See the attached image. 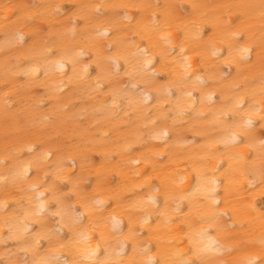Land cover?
Instances as JSON below:
<instances>
[{
  "label": "snow or ice",
  "instance_id": "6c2138e0",
  "mask_svg": "<svg viewBox=\"0 0 264 264\" xmlns=\"http://www.w3.org/2000/svg\"><path fill=\"white\" fill-rule=\"evenodd\" d=\"M172 7L158 3L76 4L73 5L75 11L69 9L72 13L71 26L61 32L56 18L67 13L62 11L63 6L59 3L18 4L6 0L0 4L4 54L7 55L8 48L14 43L26 49L22 58L17 57L16 67L19 71L13 75L28 77L29 85L36 82L49 89L50 94L62 95L65 90H70L66 88L64 79L50 84V78L54 74L67 76L68 84L78 87L81 81L88 78L90 67H80L81 58L94 53L89 56L90 63L97 68L92 91H103L107 87L109 91L106 95L111 99L110 107L113 110L118 107L119 99L121 103L127 101L133 114H143L144 105L149 99H155V106L159 108L161 101L172 103L173 90L179 93L174 109L169 110L173 115L169 117L168 113L162 112L164 119L171 118L173 129L153 131L151 134V139L163 141V148L150 151L142 157V161H131L137 168V178L144 177L143 183L148 185L151 192L147 198L132 202V207L138 210L135 224L140 231L135 230L132 215L128 217V230L124 231L118 195L111 197L117 207L109 211L108 198L100 193L112 170L103 163L95 172L96 183L91 185L92 192L88 193L82 187L89 183L85 175V162L97 145L102 146L101 141L110 133L105 132L99 140L82 134L80 143L73 141L74 147L71 149L59 144L60 136L57 134L55 138L41 141L38 146L29 143L16 148L12 158L19 163L12 165L10 175L0 176L6 192L7 186L11 185L24 193L15 198L14 204L9 203L7 196L0 200V212H3L0 243L16 241L20 251L31 253L33 257L31 261L13 259L8 255L11 250L6 248L0 264H264V39L259 44L260 87L256 89L251 85L257 82V77L240 80L244 72L256 68V62L251 61V53L256 49L245 40L250 29L237 26L224 39L217 37L216 25L213 24L212 35L205 37L204 26L210 22L206 19L207 14L200 11L205 5L192 4V12L187 13L188 18L182 23H176ZM221 7L243 10L258 7L260 19L264 21V0L258 6L234 4ZM115 9L124 10L119 20L127 21L126 25L121 26L112 19ZM131 9H136L140 17L135 24L132 23L134 16L130 14ZM241 15H246V12ZM100 19L104 23L97 24L92 31L93 21ZM78 23L83 27L77 28ZM65 37L71 39L66 40ZM77 37H82V41L78 42ZM101 39L108 41L106 46L99 44ZM241 40L245 42L240 43ZM77 47L79 50H76ZM208 51L217 62L229 67L236 65L237 75L232 84L234 95L226 98L221 92L219 99L214 100L215 92L209 90L215 81L228 80L231 73L221 71L218 76L200 75L197 74L198 69H193V57L188 53H194L205 63ZM169 58H172L171 63ZM241 64L246 65L243 70ZM24 65L30 67L25 70ZM69 65L71 75L66 71ZM122 67L125 75L142 81L145 88L155 95L149 97L147 91L127 93L114 87V78ZM158 71L167 74L163 83L157 79ZM207 71L211 72V69ZM9 86L5 80L4 87ZM8 99L6 92V105ZM209 104L216 106L214 109L208 108L212 116V133L197 131L195 126L190 129L194 136H201L205 141L200 145L203 155L187 157L191 172L195 174V184L186 190L182 187L184 177L179 182L171 183L164 177H158L163 187L152 190L151 176L139 171L141 162L146 166L151 165L155 171L159 159L165 154L172 158L170 141L174 138L177 144H194L195 140L183 141L174 128L185 116L189 117V123L206 120L204 109ZM64 110H69L68 105L64 106ZM111 115L113 119L119 118L117 111H112ZM127 118L131 120V116ZM55 122L49 116H44L41 124L46 129ZM152 123L155 125V121ZM141 140L142 136H138L134 141H126L101 155L105 161L114 158L112 152L123 156L133 151V143H140ZM45 144L52 147H45ZM25 151L28 159L22 160L21 154ZM78 160L79 172L73 171ZM33 168L36 175L30 176V169ZM257 181L259 190L250 196L247 210L257 214L251 217L249 223L260 222L259 234L239 247L233 243L239 238L228 234L235 227L233 216L236 209L233 208V216H229L227 201L221 207L217 190L223 184L226 195L237 194L245 182L249 187H256ZM161 196L162 207L158 204ZM257 197H260V208L256 207ZM153 215H156L158 224L169 229V235L178 220L185 225L180 228L184 238L179 242L185 247L181 248L177 243L175 252L171 254L158 247L157 255L160 258H154L152 248L142 241L145 227L148 229V243L154 235L150 223ZM225 217L233 222L228 223ZM33 224L39 226L38 230H32ZM240 226L244 227V224ZM4 229H7V235ZM42 242L46 243V247ZM170 243H176L175 238ZM129 246L131 255L127 250ZM237 252H243V255L231 261L222 259ZM137 256L144 259L138 261Z\"/></svg>",
  "mask_w": 264,
  "mask_h": 264
},
{
  "label": "bare ground",
  "instance_id": "6f19581e",
  "mask_svg": "<svg viewBox=\"0 0 264 264\" xmlns=\"http://www.w3.org/2000/svg\"><path fill=\"white\" fill-rule=\"evenodd\" d=\"M6 2V0H0V4ZM12 2L18 4H55L59 3L63 6L62 11L67 13L66 15L57 16V23L60 25L59 31H63L65 27H70V21L72 13L69 9H73V5L76 4H87V3H98V4H121V3H152L161 5L173 6L171 11L176 18V23H182L187 17V13L192 12V4L205 5L206 7L200 9L201 12L206 13V19L210 21L204 26L205 37L212 35L213 24L216 25L215 32L218 38L227 39L228 34L235 31L237 26L250 29L249 35L245 37L247 43L256 49L251 53V61L256 62V68L252 71H246L240 80L244 77L251 79L257 77V82L252 84L251 87L259 89L260 83L258 79L259 60L258 53L260 51L259 44L261 39H264V32H262V24L264 21L260 19V10L258 7L247 10L243 9H225L222 5H256L261 3V0H12ZM115 15L112 19L120 23L121 26L126 25L127 21H120L119 17L123 15V9L113 10ZM130 14L134 16L132 23L135 24L140 19L136 9L129 10ZM242 12H246V15H241ZM159 14V10H158ZM238 17H240L238 19ZM243 21V23H242ZM104 23L103 19L93 21L92 31L95 30L97 24ZM104 26H108L105 24ZM23 27V26H20ZM82 24H77V28H82ZM27 31V29H24ZM114 30V29H110ZM123 35V33H121ZM182 38V33L180 34ZM66 40H70L71 37H65ZM111 39V37H109ZM245 40H241L240 43H244ZM77 41H82V37H77ZM107 40L101 39L99 44L106 46ZM82 46V45H81ZM141 46H144L142 44ZM4 41H3V25L0 24V176L10 175L12 165L19 163L14 160V150L26 144L39 145L41 141H46L48 138H55L57 134L60 136L59 144L68 149L74 147L73 141L80 143V136L86 134L89 138L99 140L104 137L105 132H109L110 135L105 137L101 141V145H97L96 150L90 153V159L85 162V175L88 176L89 183L82 185L86 192L91 193L92 187L96 183L95 172L100 168L103 163L106 168L112 170L108 179L104 183V188L101 191V195L108 198L110 205L109 211L112 208H116L117 204L114 203L111 197L118 195L120 197L119 209L123 213V224L124 231L127 232L128 228V217L133 216L135 230L140 231L141 229L135 224L137 217L135 213L138 211L132 207V202L136 199L147 198L151 194L147 184L143 183L144 177L137 178V168L131 163L132 160H141L144 155L150 153V151H160L163 148V141L151 139L153 131H164L173 129L171 118L164 119L162 112L168 113L169 117L173 115L170 109H174L176 97L179 95L173 90V96L171 97L172 103L160 102V107L157 108L155 105L157 101L155 99H149L144 105L143 114L132 113V109L128 107L127 101L123 103L117 99L118 107L112 109L111 99L106 95L109 91L107 87H104L103 91H92L95 86V78L97 76V68L95 64L90 63L89 56L94 53H88L81 58L80 67L83 65H90L88 69L89 76L86 80L81 81L78 87H73L68 84L67 76L61 77L59 74H54L48 83L58 82L59 79H64L65 86L67 89L62 95L50 94V90L41 87L38 83L32 82L29 85V78L26 76L17 77L13 75L19 71L16 67L18 61L17 57H23L26 49L21 47L20 44H12L7 51V55L4 54ZM76 50H79L77 47ZM179 50L177 49V52ZM189 55L193 57V69L197 70L200 75H214L218 76L222 71L224 73H231L228 80H217L212 84L210 91H214L215 95L213 99H219L220 93L223 92L224 96L230 97L235 93L232 90L233 79L236 77V65L233 64L231 67L224 65L215 60L211 56L210 51L206 53V61L202 63L200 58L194 53L189 52ZM172 58H169L171 63ZM26 70L29 65H24ZM246 65L241 64L243 70ZM211 69V72L207 70ZM159 70V65H157ZM68 75H71V66L66 67ZM43 78L42 73L40 74ZM114 87L124 89L127 93L147 91L149 97L155 95L150 89H146L142 81L132 79L128 75L124 74L123 67L121 72L114 78ZM160 83H163L167 79L165 72L158 71V77ZM9 82V88L4 87V82ZM136 88L133 89V85ZM57 93L59 90H55ZM8 93V102L5 104V93ZM68 105L69 110L65 111L64 106ZM213 109L216 106L211 104L204 109V115L207 117L206 120L192 121L189 123V117L185 116L182 121H178L174 130L178 134V137H182L183 141H193L194 144L182 143L177 144L175 138L170 141L172 158L169 159L167 154L157 163L156 170L153 171L151 165H145L141 162L139 171L144 172L146 175H150L152 178V190L157 187H163L161 180L158 177H164L169 183L171 181L179 182L181 177H184L182 187L186 190H190L195 184V174L191 172L189 163H187L188 155H203L200 150V145L204 144L205 141L201 136H194L190 130L192 126H195L197 131L211 134L213 131V125L211 123L212 116L209 114L208 108ZM123 108L124 111H120ZM55 109V112H53ZM7 110V111H6ZM112 111L119 112V118H112ZM44 116H49L56 122L45 126L41 124ZM131 116V120L127 117ZM20 123H17V121ZM155 121V125L152 123ZM183 125V127H180ZM171 134V133H170ZM142 136L140 143H133V151L124 154L123 156L117 155L112 152L113 159L105 161L101 153L104 151H112L115 147L123 145L126 141L132 142L136 137ZM45 147H52L51 145L45 144ZM22 160L28 159V154L25 151L21 154ZM51 164V161H50ZM227 165H225L226 167ZM80 161H77L76 168L73 171L79 172ZM187 169V170H186ZM223 171V169H221ZM118 173V174H117ZM30 176L36 175V170L30 169ZM43 175V173H41ZM223 180V177H221ZM140 185V187H137ZM4 181H0V200L6 198L9 199L10 204H14L15 198H19L24 195L18 188L7 186V192L5 191ZM67 191V188L64 189ZM259 190L257 181L256 187H249L245 182L241 186V190L237 194H227L224 191V186L218 188V199L221 201V207L225 206V200L227 201V207L229 209V216H233L232 209H236V214L233 216V220L236 221L235 227L229 230V235H235L239 239L234 241L237 246L243 247L245 243H249L254 236L259 234L260 222L258 220L249 223L251 217L257 215L247 210V205L250 203V196ZM26 203V201H25ZM158 204L160 207L163 206V197L159 198ZM260 197L256 198V207L260 208ZM183 207V205H182ZM187 211V209H184ZM11 211V209H9ZM3 212H0V223H2ZM228 223H232L228 217L224 218ZM150 223L154 235L151 238V242L148 243V229L145 227L144 237L142 241L147 243V246L152 248V255L154 258L159 259L157 255V249L166 251L169 254L175 252L176 244L183 248L185 245L179 243L183 238L184 234L180 231L181 227H185L179 220L175 225L172 226V234L169 235V229L163 224H158L156 215L151 217ZM244 227H241V224ZM38 225L33 224L32 230H38ZM4 234L7 235V229H4ZM175 238L176 243H170ZM159 241V243H158ZM115 243V240H113ZM43 246L46 247V243L42 242ZM17 242L9 240L7 243H0V260L4 259L5 249L8 248L11 251L8 253L13 259H26L31 261L33 259L32 254H25L20 251L16 246ZM129 255H131V248L128 247ZM43 251V248L41 249ZM243 255V252L233 253L231 256H224V260H234L239 256ZM136 259L142 260L144 257L137 256Z\"/></svg>",
  "mask_w": 264,
  "mask_h": 264
}]
</instances>
